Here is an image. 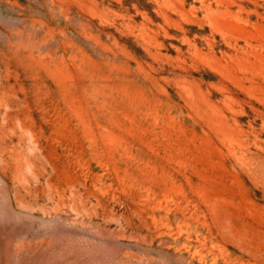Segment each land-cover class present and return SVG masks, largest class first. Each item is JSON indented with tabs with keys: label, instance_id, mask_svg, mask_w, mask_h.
Instances as JSON below:
<instances>
[{
	"label": "rangeland",
	"instance_id": "obj_1",
	"mask_svg": "<svg viewBox=\"0 0 264 264\" xmlns=\"http://www.w3.org/2000/svg\"><path fill=\"white\" fill-rule=\"evenodd\" d=\"M0 264H264V0H0Z\"/></svg>",
	"mask_w": 264,
	"mask_h": 264
}]
</instances>
